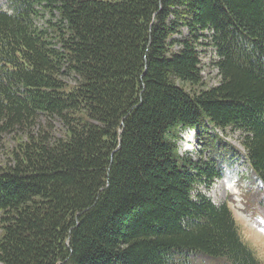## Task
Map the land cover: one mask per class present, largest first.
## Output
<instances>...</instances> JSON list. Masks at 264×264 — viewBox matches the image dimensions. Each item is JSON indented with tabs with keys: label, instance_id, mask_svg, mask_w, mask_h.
<instances>
[{
	"label": "trees",
	"instance_id": "16d2710c",
	"mask_svg": "<svg viewBox=\"0 0 264 264\" xmlns=\"http://www.w3.org/2000/svg\"><path fill=\"white\" fill-rule=\"evenodd\" d=\"M9 3L0 136L15 143L0 165V264H261L226 207L191 200L210 168L175 142L188 127L240 131L264 185V0ZM41 11L57 23L38 26Z\"/></svg>",
	"mask_w": 264,
	"mask_h": 264
},
{
	"label": "rangeland",
	"instance_id": "374dc122",
	"mask_svg": "<svg viewBox=\"0 0 264 264\" xmlns=\"http://www.w3.org/2000/svg\"><path fill=\"white\" fill-rule=\"evenodd\" d=\"M0 7L3 9H8L7 0H0ZM43 16H40L37 20V25L42 29L46 28L48 21L52 23H57V13L53 12L54 16H51L47 11H41ZM51 32V31H50ZM204 62H209L206 58ZM205 81L207 86H212L217 82V76L215 70H211L209 73L205 71ZM67 81L71 82V77H66ZM54 130L53 135L59 137L61 135L62 127L58 121H55L53 124ZM224 136L226 142L232 143L237 147L240 156H234L230 161H226L222 156L217 157V165L215 164V170H222L225 173V177L229 180V186L231 191L234 193L232 196L233 199H230L229 195L225 194V187L222 181L216 180L209 188H202V192L208 196L216 205H221L224 202H227V206L230 209L235 224L238 228L240 239L243 243L248 246L254 253V256L259 260L261 264H264V223H260V228L254 224L250 217L244 213V205L242 201L241 194L245 192L243 189L247 183L250 182L252 178L248 167L243 156V146L241 144L242 134L237 130H226ZM208 133H213V129H210ZM179 140L177 141V149L180 155H188L194 160H208L214 159L213 154L211 153V148L206 146L203 141V136L194 130L182 129L179 133ZM15 139L11 134H1L0 136V165L6 162L7 155L9 150L14 145ZM243 147V148H242ZM216 159V158H215ZM219 165V167H218ZM231 179H229V177ZM236 179L241 180L235 182ZM216 186L218 188H216ZM230 193V192H228ZM257 201H262L264 203V193H257ZM211 262H209L210 264ZM202 264V263H199Z\"/></svg>",
	"mask_w": 264,
	"mask_h": 264
}]
</instances>
